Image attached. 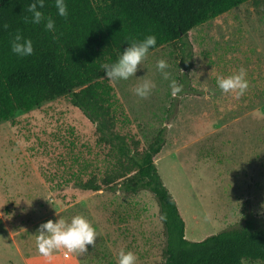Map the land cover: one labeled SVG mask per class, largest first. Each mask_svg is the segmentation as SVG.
Here are the masks:
<instances>
[{
  "label": "rangeland",
  "instance_id": "rangeland-1",
  "mask_svg": "<svg viewBox=\"0 0 264 264\" xmlns=\"http://www.w3.org/2000/svg\"><path fill=\"white\" fill-rule=\"evenodd\" d=\"M159 59L182 85L176 96L157 70ZM241 68L248 81L242 95L219 89L218 77ZM146 79L154 86L140 97L134 89ZM108 82L126 115L118 123L121 133L144 148L165 129L154 164L187 240L264 218V0L241 3L195 26L181 40L149 51L135 75ZM106 152L68 96L0 122V264H117L121 248L135 254V264L162 262L164 229L149 190L75 185L77 177L102 169ZM78 214L94 226L95 245L83 254L60 249L42 256L38 226Z\"/></svg>",
  "mask_w": 264,
  "mask_h": 264
},
{
  "label": "trees",
  "instance_id": "trees-1",
  "mask_svg": "<svg viewBox=\"0 0 264 264\" xmlns=\"http://www.w3.org/2000/svg\"><path fill=\"white\" fill-rule=\"evenodd\" d=\"M250 0H66L68 15L57 14L54 0L41 10L55 21V32L44 22L25 23L32 0H0V122L16 112L30 111L57 97L68 96L94 125L98 143L107 147L102 169L74 183L83 190L118 189L135 194L149 190L159 207L164 229L160 264H243L264 262V218L247 220L199 241L185 238V223L154 164L165 143L162 128L150 143L121 133L125 112L105 77L111 63L132 39L156 36V45L181 40L192 28ZM254 1V0H251ZM7 25V27H4ZM19 31L33 42L30 56L11 51ZM190 54L185 69L190 66ZM163 217V218H162Z\"/></svg>",
  "mask_w": 264,
  "mask_h": 264
},
{
  "label": "clouds",
  "instance_id": "clouds-1",
  "mask_svg": "<svg viewBox=\"0 0 264 264\" xmlns=\"http://www.w3.org/2000/svg\"><path fill=\"white\" fill-rule=\"evenodd\" d=\"M54 3L57 14L67 17L66 0H54ZM43 7L44 0H32L27 9L31 15L23 17L24 22L32 24L44 22L47 31L55 32L54 19L51 16H45L39 10ZM4 27H7V25H4ZM128 44L129 46L118 55L115 61L102 65L108 80H127L130 76L135 75L138 66H141V61L146 58L149 49L156 45V36L149 34L140 40H129ZM10 47L13 53L21 57L30 56L34 52L32 40L19 31L12 37ZM156 67L163 78L170 81L171 94L176 96L180 93L182 85L177 83L175 79H170L171 74L166 71L168 68L166 60L159 59L156 62ZM153 86V83L146 79L135 87L134 92L140 97H146ZM217 86L225 93L235 92L237 95H242L248 87L246 70L241 68L238 72L226 77H218ZM96 237L97 233L91 221L86 216L78 214L70 220H65L59 216L55 221L48 219L41 223L35 233V243L37 251L44 257H50L54 250L60 249H65L66 254H83L87 252L88 245H95ZM135 261L136 256L131 250L125 248L119 250L117 264H135Z\"/></svg>",
  "mask_w": 264,
  "mask_h": 264
}]
</instances>
